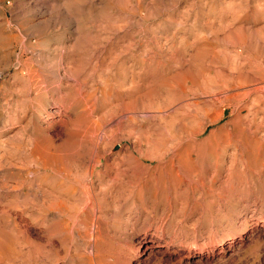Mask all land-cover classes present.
I'll return each instance as SVG.
<instances>
[{"label":"rangeland","instance_id":"rangeland-1","mask_svg":"<svg viewBox=\"0 0 264 264\" xmlns=\"http://www.w3.org/2000/svg\"><path fill=\"white\" fill-rule=\"evenodd\" d=\"M0 264H264V0H0Z\"/></svg>","mask_w":264,"mask_h":264},{"label":"bare ground","instance_id":"bare-ground-1","mask_svg":"<svg viewBox=\"0 0 264 264\" xmlns=\"http://www.w3.org/2000/svg\"><path fill=\"white\" fill-rule=\"evenodd\" d=\"M218 120H220V118H218L217 120H215V121H213V123L214 122H217ZM194 154H192L191 156H193ZM174 156V159H175V161H177V160H179L180 161V163H183V158L185 157L184 155H182V154H174L173 155ZM177 158V159H176ZM199 158L200 157H198V160H199ZM174 159L170 156V157H166V158H164V159H161V161L159 162V164L158 165H161V164H165V163H168V165L170 164V163H174L175 161H174ZM186 160V159H185ZM184 160V161H185ZM187 161V160H186ZM173 165H175V163L173 164ZM217 175H218V172H216L215 174H214V176H213V179H215L216 177H217ZM219 178V177H218Z\"/></svg>","mask_w":264,"mask_h":264}]
</instances>
